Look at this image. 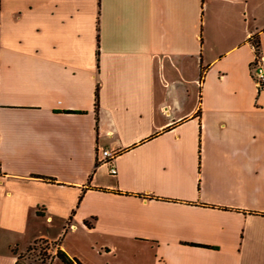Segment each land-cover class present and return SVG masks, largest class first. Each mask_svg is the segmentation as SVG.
<instances>
[{
	"label": "crops",
	"instance_id": "obj_1",
	"mask_svg": "<svg viewBox=\"0 0 264 264\" xmlns=\"http://www.w3.org/2000/svg\"><path fill=\"white\" fill-rule=\"evenodd\" d=\"M252 40L264 0H0V264H264Z\"/></svg>",
	"mask_w": 264,
	"mask_h": 264
},
{
	"label": "built area",
	"instance_id": "obj_2",
	"mask_svg": "<svg viewBox=\"0 0 264 264\" xmlns=\"http://www.w3.org/2000/svg\"><path fill=\"white\" fill-rule=\"evenodd\" d=\"M256 56L253 62L251 63V74L253 76V80L255 81V84L257 87L264 86V61L260 58L258 52H256V48L254 45H252ZM116 152L110 151V150H101L97 154V162L100 164H105L109 166V174L115 175L116 170L113 167L112 163L115 158ZM48 251L49 258H48V264L51 262V259L54 257L56 250L54 248H50Z\"/></svg>",
	"mask_w": 264,
	"mask_h": 264
},
{
	"label": "rangeland",
	"instance_id": "obj_3",
	"mask_svg": "<svg viewBox=\"0 0 264 264\" xmlns=\"http://www.w3.org/2000/svg\"><path fill=\"white\" fill-rule=\"evenodd\" d=\"M50 247L44 243H37L31 246L20 256V264H48Z\"/></svg>",
	"mask_w": 264,
	"mask_h": 264
},
{
	"label": "trees",
	"instance_id": "obj_4",
	"mask_svg": "<svg viewBox=\"0 0 264 264\" xmlns=\"http://www.w3.org/2000/svg\"><path fill=\"white\" fill-rule=\"evenodd\" d=\"M252 45H254L255 46V48H256V52H258V49H259V42L257 41V40H252ZM96 104H97V92H96V94H95V106H96ZM87 226H89L87 223H85ZM37 243H44L45 245H47V246H49L48 245V243H46L45 241H39V242H35V243H33L31 246H33V245H35V244H37ZM30 246V247H31ZM29 247V248H30ZM28 248V249H29ZM27 249V250H28ZM20 257L21 256H18L17 257V261H16V263L15 264H20ZM54 257H56L62 264H72V260H70L63 252H61L60 250H58V251H56V253H55V255H54Z\"/></svg>",
	"mask_w": 264,
	"mask_h": 264
}]
</instances>
